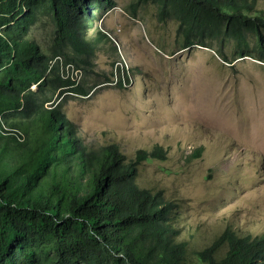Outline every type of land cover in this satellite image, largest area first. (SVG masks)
<instances>
[{"label": "trees", "instance_id": "1", "mask_svg": "<svg viewBox=\"0 0 264 264\" xmlns=\"http://www.w3.org/2000/svg\"><path fill=\"white\" fill-rule=\"evenodd\" d=\"M148 5L176 23L178 50L209 47L229 63L249 56L264 64L256 0H135L125 12L138 18ZM117 7L0 0V264H264V234L230 227L204 249L183 238L179 204L137 179L142 162L167 159L162 148L128 160L117 145L88 146L69 118L68 99L114 82L89 83L105 43L119 54L99 25ZM41 25L47 41L33 33Z\"/></svg>", "mask_w": 264, "mask_h": 264}, {"label": "rangeland", "instance_id": "2", "mask_svg": "<svg viewBox=\"0 0 264 264\" xmlns=\"http://www.w3.org/2000/svg\"><path fill=\"white\" fill-rule=\"evenodd\" d=\"M116 1L99 25L119 54L105 43L89 83L114 82L66 102L79 134L91 147L119 146L128 160L162 148L167 159L142 162L138 182L179 204L181 234L200 249L230 227L264 234V64L249 56L229 63L209 47L178 50L176 23L159 21L154 5L131 18L125 10L135 0ZM33 33L49 38L44 25Z\"/></svg>", "mask_w": 264, "mask_h": 264}, {"label": "clouds", "instance_id": "3", "mask_svg": "<svg viewBox=\"0 0 264 264\" xmlns=\"http://www.w3.org/2000/svg\"><path fill=\"white\" fill-rule=\"evenodd\" d=\"M71 69H72L73 71H76V73L79 72L78 70H74V68H69V70L67 69V72L70 71ZM79 76H81V73H78V74L76 75V78L79 79Z\"/></svg>", "mask_w": 264, "mask_h": 264}, {"label": "bare ground", "instance_id": "4", "mask_svg": "<svg viewBox=\"0 0 264 264\" xmlns=\"http://www.w3.org/2000/svg\"><path fill=\"white\" fill-rule=\"evenodd\" d=\"M69 73V72H68ZM78 74V73H77ZM72 76V74H71ZM82 76H79V79L81 78ZM77 83H79L80 80H75ZM93 92V91H92Z\"/></svg>", "mask_w": 264, "mask_h": 264}]
</instances>
